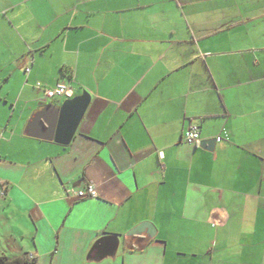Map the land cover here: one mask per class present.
Masks as SVG:
<instances>
[{"label": "crops", "instance_id": "obj_1", "mask_svg": "<svg viewBox=\"0 0 264 264\" xmlns=\"http://www.w3.org/2000/svg\"><path fill=\"white\" fill-rule=\"evenodd\" d=\"M82 91L67 144L27 134ZM0 189L35 264H264V0H0Z\"/></svg>", "mask_w": 264, "mask_h": 264}, {"label": "water", "instance_id": "obj_2", "mask_svg": "<svg viewBox=\"0 0 264 264\" xmlns=\"http://www.w3.org/2000/svg\"><path fill=\"white\" fill-rule=\"evenodd\" d=\"M90 96L87 91L65 99L60 106L51 103H41V110L33 116L28 125L27 134L33 137L45 140H53L60 144H67L89 103ZM216 142V137L200 139V147L212 150ZM153 225L149 221H142L132 227L126 235L140 234L146 229L148 237L153 236ZM115 235H103L97 239L95 245L99 242H109L116 240Z\"/></svg>", "mask_w": 264, "mask_h": 264}, {"label": "built area", "instance_id": "obj_3", "mask_svg": "<svg viewBox=\"0 0 264 264\" xmlns=\"http://www.w3.org/2000/svg\"><path fill=\"white\" fill-rule=\"evenodd\" d=\"M43 94L46 97H55V96H70L71 95V87L63 82L58 81L54 86L52 87H43ZM226 131L224 129L221 130V133L216 136V140H220L223 137H225ZM182 138L185 142L194 144L199 140V128L196 124H190L182 134ZM3 189H0V195L3 194ZM74 194L78 198L82 197H91L96 195L95 187L92 183L86 184L83 188H79L74 190Z\"/></svg>", "mask_w": 264, "mask_h": 264}, {"label": "trees", "instance_id": "obj_4", "mask_svg": "<svg viewBox=\"0 0 264 264\" xmlns=\"http://www.w3.org/2000/svg\"><path fill=\"white\" fill-rule=\"evenodd\" d=\"M0 264H35V260L27 255L9 256L0 254Z\"/></svg>", "mask_w": 264, "mask_h": 264}]
</instances>
